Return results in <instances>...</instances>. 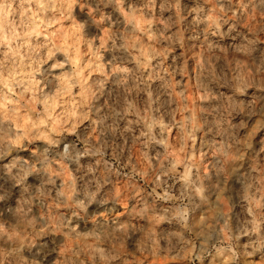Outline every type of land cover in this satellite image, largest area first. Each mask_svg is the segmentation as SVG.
<instances>
[{"label": "rangeland", "instance_id": "374dc122", "mask_svg": "<svg viewBox=\"0 0 264 264\" xmlns=\"http://www.w3.org/2000/svg\"><path fill=\"white\" fill-rule=\"evenodd\" d=\"M0 264H264V0H0Z\"/></svg>", "mask_w": 264, "mask_h": 264}, {"label": "bare ground", "instance_id": "6f19581e", "mask_svg": "<svg viewBox=\"0 0 264 264\" xmlns=\"http://www.w3.org/2000/svg\"><path fill=\"white\" fill-rule=\"evenodd\" d=\"M64 89V87H62ZM48 105V104H47Z\"/></svg>", "mask_w": 264, "mask_h": 264}]
</instances>
